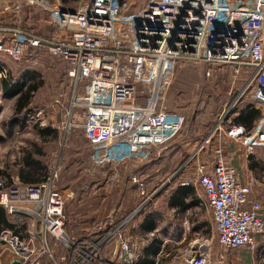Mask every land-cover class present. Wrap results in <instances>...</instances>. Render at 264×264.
<instances>
[{"label":"built area","instance_id":"2783aa9c","mask_svg":"<svg viewBox=\"0 0 264 264\" xmlns=\"http://www.w3.org/2000/svg\"><path fill=\"white\" fill-rule=\"evenodd\" d=\"M140 1L82 0L72 10L46 0H0V79L8 77L5 59L22 63L38 53L61 57L69 66L71 87L69 119L62 130L75 125V109L83 111L84 135L95 161L104 164L167 143L181 130L183 117L164 109L179 67L200 64L209 75L215 67H233L231 91L237 81L243 86L181 168L187 174L182 185L192 184L210 213L220 249L211 251L207 240L190 243L180 256L183 264H224L229 252L253 251L264 236L263 207L252 200L256 181L242 183L225 150L227 141L247 157L264 148V0H148L130 12ZM35 7L47 12L51 36L24 24L27 10ZM139 97L145 105L137 104ZM245 98L260 113L251 130L232 114ZM40 115L31 113L24 120L39 122ZM57 178L54 171L40 183L1 182L0 206L15 223L1 230L0 241L13 263L138 264L156 231L143 238L129 233L128 225L155 193L149 195L145 183L134 177L143 203L126 218L106 220L74 238L65 228L67 199ZM48 237L65 247L60 261ZM163 247L156 261L165 255Z\"/></svg>","mask_w":264,"mask_h":264},{"label":"rangeland","instance_id":"374dc122","mask_svg":"<svg viewBox=\"0 0 264 264\" xmlns=\"http://www.w3.org/2000/svg\"><path fill=\"white\" fill-rule=\"evenodd\" d=\"M147 1L142 0L134 4L130 12L142 8ZM26 23L38 31H47L50 25L47 12L36 8L27 10L24 17V24ZM33 56L26 57L22 63L5 59L8 77L0 79V90H2V80L19 82L26 87L38 85L39 89L30 105L31 113L40 111L39 125L44 128L52 127L60 132L58 141H49L43 145L45 155L41 161L49 174L57 171V184L67 191L66 231L74 238H80L106 220H118L119 215L126 210L130 215L143 203L136 186L132 183L134 177L145 183L149 195L155 194L150 204L129 221L128 226L132 225L131 230H135L133 225L149 214L156 213L166 219L178 214L168 208L167 202L174 188H178L187 180L186 172L179 169L187 162L200 139L206 136L216 123L224 107L232 104L243 86L244 81H237L231 91L234 68L215 67L209 75L203 65L183 64L176 70L173 83L164 99V109L170 115L183 117L181 130L167 143L137 149L125 161L100 164L95 161L93 147L85 137L81 126L83 111L75 109L72 120L75 125H72L67 132L62 130L67 126L70 112L71 87L68 79V64L58 56L42 53ZM29 74L35 76L30 78ZM137 104L145 105V98L139 97ZM15 105V98L5 99L4 92L0 94V125L2 122L11 123L16 119ZM23 115L17 118L18 122L26 119L27 115ZM0 132L3 131L0 129ZM15 135V138L8 137V142L11 143L7 145V149L0 150L2 164H11L8 159L10 156L5 157L8 152L15 154L14 160L11 156L14 162L19 160L23 149L28 148L29 143L35 138L34 132L28 133V131L18 132ZM255 154L264 163V148L256 149ZM259 186L254 189L255 193L264 190V184L261 183ZM198 198L201 199L200 196ZM189 209L181 214L184 218L183 227L192 231L193 222L196 221L195 216L201 217L202 220H206L208 234L192 235L189 241L184 242L185 246L181 247V251H185L190 243L199 244L205 240L211 243V251H219L217 239L212 237L210 213L201 202L199 209ZM8 218L10 221H15L11 217ZM83 219H88L91 223H81ZM48 242L55 258L60 261L59 258L66 251L65 247L52 237H48ZM113 248L114 246H110L109 253H112ZM256 251H264V239L258 243Z\"/></svg>","mask_w":264,"mask_h":264},{"label":"crops","instance_id":"0c3cea01","mask_svg":"<svg viewBox=\"0 0 264 264\" xmlns=\"http://www.w3.org/2000/svg\"><path fill=\"white\" fill-rule=\"evenodd\" d=\"M46 1L50 5H60L61 7L65 8V9H72V10L77 9L79 7V5L81 4V1L80 2L79 1H72V2H68V3L63 2V0H46ZM35 8L37 10L41 9V8H37V7H35ZM41 10H43V9H41ZM27 26L29 28L32 27L29 25H27ZM34 31H35V33H37L38 35H41V36H51L52 33L54 32V28L51 25H48L47 31L46 30L38 31L37 29L36 30L34 29ZM4 61H6V60H4ZM0 94H3V89L0 90ZM4 98L5 99L7 98L5 96V94H4ZM13 98L16 99V97H10L9 99H13ZM237 116H238V114L236 113L235 118ZM256 121H255V123H256ZM37 126H39L40 128H44L43 126L39 125L38 122L29 123L28 121L18 122L16 120L12 121L11 123L2 122V124L0 125V129L3 131L2 133L0 132V150L7 149V145H9L11 143V142L10 143L8 142V140H9L8 137L15 138L14 137V136H16L15 134H17L18 132H26V131H28V133L34 132L35 138L31 141V143H36L43 150V145L46 143L42 144V141L39 138V135L36 133V127ZM46 128H48V127H46ZM59 139H60V134L58 135L57 141ZM15 143H17V142H14V144ZM225 150H226L228 160L233 165H235L237 167V169L239 171V175H240V180L242 183H247L251 178H253L256 181V185L254 186V189L256 187H260L259 185L261 183L264 184V163L261 161L262 159H260L259 157L256 156L255 152L252 155H250L249 157H247L244 154L243 149L239 145L237 146V144L234 141H227L225 143ZM6 155H5L6 158L10 156L8 159H9V162L11 164H7V165H6V163L2 164L1 160H0V168H2V169L6 168V167L8 168L7 169L8 173L11 174V176L9 177L11 181H12V179H18V180L24 182L19 177V175L17 173V170L20 166L15 164L16 161H20V159H22L23 156L21 158H19V160H16L14 162L13 160L16 157L14 153L8 152V154H6ZM44 155H45V153H44ZM44 155L43 156L37 155L35 157L42 163L41 158H43ZM11 156L13 157V160L11 159ZM1 158H2V156L0 153V159ZM12 161H13V163H12ZM42 165L46 168V166L43 163H42ZM179 171H181V169H179ZM176 175H177V173H176ZM10 180L8 182H10ZM168 187H169V183H168ZM168 187H166L165 190H167ZM179 188H182L187 192V196H185V197H186V201H187L188 205L190 206V209H196V208L199 209L200 199L197 196V192H196L194 186L192 184H189V185H182L181 184V185H179L178 188H176V189L174 188V191L171 194V197L174 196L175 192ZM61 189L66 196V199H67L66 202H67L68 201V197L66 195L67 191L63 188H61ZM254 189H253L252 200L258 201L262 204L263 214H264V190L262 192H259V193L256 192L255 193ZM263 189H264V186H263ZM161 192H162V189H161ZM171 197H169L170 199L167 202V206H168V208L172 209L173 212H175V214H176V212L178 214L172 215L170 218L166 219L164 216H160V215L158 216V214L155 213V215H154L155 216V223H154L155 226L153 227V229H148L145 226L147 217H143L142 220L138 221L137 223H135L133 225L135 227L136 231L130 229V227L132 225L129 226V228H128L129 233L136 234V235L141 236L143 238L147 237L150 233L156 231L155 236L152 238L149 247H146L143 249L142 257H141L138 264H141L146 260H149V261H151V264H154V262L156 261L155 258L159 255V252L162 249V245H164L163 248H165L164 249L165 255L159 257V259L156 261L158 264H183V261H182L180 256L182 255V252H183V251H181L182 250L181 247L185 246L184 242L187 240L189 241L191 239L192 235L193 236H199V235L205 236L208 234V225L205 224L206 220L205 219L202 220L201 217L195 216L196 221L193 222L194 227H193L192 231H189L188 228H184L183 227L184 218H182V215H181L184 213H181L176 206H171ZM1 208L4 209L3 207H1ZM179 215H181V217ZM155 238L157 239V241ZM169 239H171V240H169ZM263 239H264V236L260 237L258 239V243H260L261 240H263ZM155 243H157V246L155 248H153V251H146L148 248H150ZM258 243H257V246H258ZM257 246H256V249L253 251L243 249L240 251L229 252L227 255L226 262L224 264H264V251H262V252L256 251ZM13 261H14V257L12 256L10 251H8L6 244L4 242L0 241V264H13Z\"/></svg>","mask_w":264,"mask_h":264},{"label":"trees","instance_id":"16d2710c","mask_svg":"<svg viewBox=\"0 0 264 264\" xmlns=\"http://www.w3.org/2000/svg\"><path fill=\"white\" fill-rule=\"evenodd\" d=\"M72 1H82V0H63V2L68 3ZM121 2H124V0H120ZM196 64V63H194ZM35 75L29 74L28 77L32 78ZM2 89L7 98L10 97H17L16 98V105H15V112H16V121H18V117H22V115H28L31 113L30 105L32 103V99L36 92L38 91V85L34 84L32 86H27L24 84H21L19 82H11L7 80H2ZM247 99H243V101L240 103L238 109H235L232 114L235 115L236 113L238 116L235 118V121L237 124L245 126L248 130H251L255 126V121L259 118L260 113L257 110L252 109L249 105H247ZM23 115V116H24ZM25 121V120H24ZM22 121V122H24ZM36 133L39 135V138L42 141V144L48 143L49 141H57L58 139V130L52 129V127L48 128H40L39 126L36 127ZM23 158L20 159V161H16V165L20 166L17 170V173L19 177L25 182L29 184L34 183H40L44 181L48 175L49 171L47 168H45L42 163L35 157V156H43V150L40 148L36 143H29V147L26 149H23L22 151ZM8 168H0V188H1V182L5 181L8 182L10 180L11 174L8 173ZM11 182V180H10ZM9 182V183H10ZM187 192L179 188L174 196L171 197V206H176L181 213H185L190 206L188 205L186 201ZM66 208V207H65ZM65 216L68 217V212L65 209ZM129 211L122 212L119 215V219L117 221H120L125 218ZM155 213L147 215L146 219V227L148 229H153L155 226ZM8 215L0 207V232L1 230L5 228H14V221H10L8 219ZM108 219V218H106ZM94 220V219H93ZM68 222V221H66ZM90 220L83 219L81 223L87 224ZM94 222V221H93ZM91 223V222H90ZM156 239V238H155ZM157 241V239H156ZM157 246V243L153 244L150 248H148L146 251H153V248ZM141 264H151V261L146 260Z\"/></svg>","mask_w":264,"mask_h":264},{"label":"water","instance_id":"95a60500","mask_svg":"<svg viewBox=\"0 0 264 264\" xmlns=\"http://www.w3.org/2000/svg\"><path fill=\"white\" fill-rule=\"evenodd\" d=\"M13 264H19L17 261H15Z\"/></svg>","mask_w":264,"mask_h":264}]
</instances>
